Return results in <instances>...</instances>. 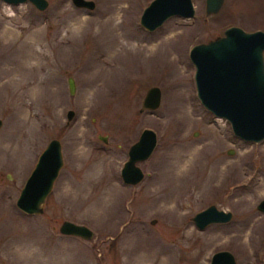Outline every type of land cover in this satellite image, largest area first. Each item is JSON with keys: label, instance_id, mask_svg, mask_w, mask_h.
Here are the masks:
<instances>
[{"label": "rangeland", "instance_id": "1", "mask_svg": "<svg viewBox=\"0 0 264 264\" xmlns=\"http://www.w3.org/2000/svg\"><path fill=\"white\" fill-rule=\"evenodd\" d=\"M94 1L0 0V264H209L224 249L264 264V139L238 137L201 103L189 57L230 25L264 30V0H224L211 15L192 0L193 17L153 31L140 23L151 0ZM152 85L160 105L140 111ZM144 128L157 143L127 184L121 168ZM52 138L63 165L44 211L25 213L16 199ZM210 204L233 217L198 229L191 217ZM63 219L93 238L60 233Z\"/></svg>", "mask_w": 264, "mask_h": 264}, {"label": "water", "instance_id": "2", "mask_svg": "<svg viewBox=\"0 0 264 264\" xmlns=\"http://www.w3.org/2000/svg\"><path fill=\"white\" fill-rule=\"evenodd\" d=\"M18 4L30 1L37 9L44 10L48 0H2ZM77 7L92 10L94 0H71ZM224 0H205L208 15L220 11ZM195 13L192 0H151L140 16L141 25L153 31L173 15L193 17ZM189 57L195 65V84L201 103L216 116L226 118L235 135L259 142L264 139V30L246 31L237 25L226 27L222 35L207 42L195 43L189 50ZM69 91L75 90L72 76L68 77ZM161 90L157 85L150 86L141 102L140 111L156 109L160 105ZM74 110L67 111V123L74 116ZM3 120L0 118V127ZM99 138L106 141L105 135ZM157 143L156 132L144 128L139 138L130 145L128 159L121 168L124 183L137 184L144 172L137 161L148 158ZM233 151L230 150L229 153ZM63 165L60 139L52 138L41 153L20 189L16 206L28 214H41L44 202ZM264 212V198L256 205ZM233 217L230 210L219 208L216 204L196 212L191 219L198 229H205L213 223H226ZM153 219L151 223H154ZM59 232L76 235L89 240L94 231L87 225L63 219ZM209 264H237L234 254L229 250H219L212 254Z\"/></svg>", "mask_w": 264, "mask_h": 264}]
</instances>
